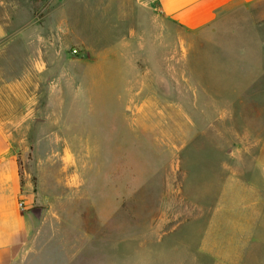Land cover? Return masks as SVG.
Returning <instances> with one entry per match:
<instances>
[{"label": "rangeland", "instance_id": "1", "mask_svg": "<svg viewBox=\"0 0 264 264\" xmlns=\"http://www.w3.org/2000/svg\"><path fill=\"white\" fill-rule=\"evenodd\" d=\"M47 4L0 0L1 79L30 68L34 33H21ZM144 21L126 25L123 39L108 31L95 53L75 42L73 65L88 77L75 81L81 98L45 94L25 107L14 136L20 171L48 201L35 250L18 264H217L206 239L238 238L223 187L264 135V3L199 34L158 12ZM67 67L60 61L61 75Z\"/></svg>", "mask_w": 264, "mask_h": 264}, {"label": "crops", "instance_id": "2", "mask_svg": "<svg viewBox=\"0 0 264 264\" xmlns=\"http://www.w3.org/2000/svg\"><path fill=\"white\" fill-rule=\"evenodd\" d=\"M263 3L264 0H48L47 6L52 10L36 20L34 30L21 33V39H31L34 33L36 50L30 68L19 77L0 78V264L27 261L35 250L37 233L45 224L47 211L42 203L48 198L40 187L21 175L20 147L14 136L20 134L19 130L24 131L30 118L25 107L40 103L45 94L50 103H70L80 97L75 81L86 77L77 75L73 65L70 50L75 42L81 49L95 53L93 43L107 39L108 31L119 32V39H123L125 26L145 22L150 12H158L187 35L199 34L219 26L239 10L254 9ZM89 11L92 14H87ZM99 23L110 26L98 29L95 25ZM5 35V24L0 18V43ZM60 61L68 64L62 75ZM40 81L45 85L41 86ZM61 81L63 95L58 89ZM15 104L22 105V109L15 110ZM10 125L15 126V131ZM254 148L259 155L243 161L242 171L232 170L223 187V202L235 206L230 212L236 217L233 222L240 225L238 238L219 244L207 238L203 245L216 256L217 264H264V135ZM21 200L25 209L19 207ZM257 247L259 257L255 255Z\"/></svg>", "mask_w": 264, "mask_h": 264}, {"label": "built area", "instance_id": "3", "mask_svg": "<svg viewBox=\"0 0 264 264\" xmlns=\"http://www.w3.org/2000/svg\"><path fill=\"white\" fill-rule=\"evenodd\" d=\"M74 53H77V51L74 50ZM19 207H20L21 209H25V204H24L23 200H21V201L19 202Z\"/></svg>", "mask_w": 264, "mask_h": 264}]
</instances>
